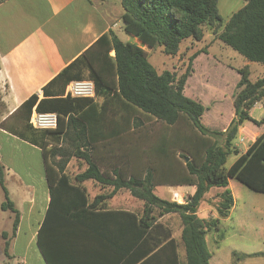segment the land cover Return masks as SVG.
I'll return each mask as SVG.
<instances>
[{
  "label": "trees",
  "instance_id": "1",
  "mask_svg": "<svg viewBox=\"0 0 264 264\" xmlns=\"http://www.w3.org/2000/svg\"><path fill=\"white\" fill-rule=\"evenodd\" d=\"M217 1L121 0L123 31L135 37L141 46L122 40L109 30L50 81L59 84L53 93L55 96L45 94L36 104L37 111L57 114V127L39 131L36 136L42 139L40 143L32 139L42 150L51 197L48 214L57 206L55 196L61 194L68 197L62 204L68 217L65 222L75 228L76 219L72 220V217L86 209L102 208L97 202L109 198L120 188L129 190L132 196L143 201L139 215L109 211L112 217L108 226V248L112 255H108V264H178L175 241L158 221V217L170 212L177 213L181 220L185 264H209L211 253L205 235L216 226L219 218L206 219L197 214L205 194L211 188L220 189L212 207L222 218L228 216L234 203L229 178L264 193V131L243 153L239 154L234 145L240 125L246 121L256 125L264 122V116L255 120L249 113L264 97V76L251 80L247 65L237 68L239 79L233 94L234 116L223 130L212 129L202 121L206 106L183 92L191 73V61L198 53L189 57L185 72L177 75L169 70L159 73L142 48L143 45L148 48L160 46L163 53L175 55L184 39L199 41L206 27L220 26L216 37L221 42L246 60L264 65V0H243L244 4L226 20L218 11ZM84 78L94 82L95 94L102 97L100 104L93 98L62 96L69 81ZM42 89L45 92V87ZM36 101V94H32L22 106L30 109ZM107 113L108 150L111 152L108 172L100 169L103 162L93 155L97 141L104 139L105 134H91L93 126L89 123L90 119L104 118ZM130 118L135 120V131L126 134ZM142 119L146 125L142 124ZM155 122L160 127L154 132ZM71 128H77L76 134H71ZM47 137L55 142L50 147ZM59 140L63 143L57 146ZM230 154L237 157L226 166ZM72 156L82 159L86 168L70 179L64 169ZM89 178L112 188L108 194L97 195L94 201L87 203L86 190L80 182ZM163 184L193 185L195 189L180 203L154 193V186ZM0 186L4 195L0 208L13 213V237L20 212L8 195L1 162ZM115 214L123 217H115ZM46 223L47 217L38 229L36 243L46 263L51 264L42 240ZM124 235L129 237L131 249L121 261V237L123 241ZM2 236L6 238L7 232ZM9 247L10 242L6 240L4 253L8 256ZM170 250L174 263L170 262Z\"/></svg>",
  "mask_w": 264,
  "mask_h": 264
},
{
  "label": "crops",
  "instance_id": "2",
  "mask_svg": "<svg viewBox=\"0 0 264 264\" xmlns=\"http://www.w3.org/2000/svg\"><path fill=\"white\" fill-rule=\"evenodd\" d=\"M121 0H0V138L4 137L15 143L29 147L38 155L39 166L36 171L35 179L24 181L13 167L3 163L1 156L0 162L4 168V184L11 195L9 184L12 190L17 192L19 198L20 188L30 189L31 194L24 197L20 202L25 205L23 210L14 202L20 212V219L11 239L10 247L13 248L20 235L23 227L27 231L28 240L26 241V250L20 256V264H47L44 256L37 246L38 229L47 217V223L42 232V240L47 256L51 260V264H108V255H112L108 248V232L109 219L112 217L109 211H128L139 215L143 209V201L130 194L129 190L120 188L109 198L100 199L97 203L102 206L100 209H86L71 219H76L77 227H69L65 222L68 218L63 211L62 204L67 202L68 197L64 195L55 196V208L48 214V206L50 204V193L48 181L45 174L42 150L38 143L42 139L36 135L39 131L45 129L33 128L28 120L30 114L36 109L37 102L44 97L45 94L53 97L55 89L59 87L57 82L50 81L76 57L81 55L88 49L102 34L113 30L120 37L123 33L121 14L123 12ZM218 2V1H217ZM231 4L230 1L224 0L223 7ZM244 1L241 0L242 6ZM218 5V3H217ZM231 14V13H230ZM227 15L225 20L230 16ZM131 42L141 46L140 42L130 35ZM148 52L153 48L142 46ZM110 54H113L111 51ZM256 63V64H255ZM244 65L249 67V76L252 72L251 66L259 70L254 75L255 80L264 76V65L257 62L246 60ZM87 79V78H84ZM45 87V92L43 91ZM66 87V85H65ZM65 87L62 96H65ZM36 94L37 101L29 109L23 107L22 104L32 95ZM98 104L101 103L102 97L95 95L93 98ZM84 108V107H83ZM82 110V109H81ZM94 114V110H91ZM209 112V108L203 115ZM250 116L259 120L264 116V97L256 102L249 111ZM76 116L77 113H71ZM95 115V114H94ZM234 111L231 112L229 119L221 127L223 130L233 118ZM67 120V116H65ZM219 119L208 117L207 127L213 128L210 124H214ZM203 121V120H202ZM130 128L126 131L132 133L134 130L133 123L135 120L130 118ZM142 124L146 125L142 119ZM89 123L93 126L91 134L101 136L105 134V138L97 141V147L93 151L99 160L100 169L108 172V113L104 118L94 117ZM244 123H250L246 121ZM243 123V124H244ZM252 123V122H251ZM142 125V126H143ZM98 126V127H97ZM213 126V125H212ZM255 128L247 130L245 137H250L248 144L240 150V146L236 143L239 154L243 153L248 145L264 131V122L260 125L254 124ZM242 127L239 126L238 133L241 134ZM71 134L77 132V128H71ZM243 136L241 135L240 138ZM32 139L36 140L35 143ZM50 143L48 147L54 144V140L49 137L45 138ZM244 139V138H243ZM57 146L63 141L59 140ZM69 144H66L68 147ZM237 157V155H235ZM235 157V158H236ZM234 158V159H235ZM234 161V160H233ZM232 161V162H233ZM231 162V163H232ZM86 168V163L75 156H72L65 165L64 172L73 179L74 175L82 172ZM236 179L229 178L228 186L232 193V186ZM80 185L86 190L87 203L94 201L97 195L108 194L111 186L102 185L94 179H84ZM162 187L168 197L165 199L172 200L171 194L177 192L181 195H191L194 191L193 185H155L153 188L156 194V188ZM109 188V190H108ZM103 189L108 191L103 192ZM220 191L217 188H211L205 194L204 199L200 203L197 214L202 218H219L216 226L206 232L205 238L208 249L211 253L209 264H235L233 262L234 254H245L251 258L254 253L261 252V258H264V248L260 247L257 251H249L243 249L241 245H226V241L234 238L237 232L230 227H226L225 221L230 219L236 209V203L233 198V205L228 216L218 217L212 202L217 200L216 194ZM15 193V192H14ZM233 196V193H232ZM160 197V196H159ZM163 198V197H161ZM173 201V200H172ZM180 202L181 201H176ZM234 211V212H233ZM74 214V212H72ZM72 214V216H73ZM49 215V216H48ZM177 216L179 219L175 229L167 223L168 217ZM115 217L123 216L115 214ZM165 228L170 232V237L174 239L176 244V259L178 264H185V249L181 239V220L177 213H165L158 217ZM6 231H2L3 233ZM234 236V237H233ZM212 244L209 245V242ZM120 260H124L129 253V237H121ZM31 245H34L29 253ZM237 252V253H235ZM170 262L174 263L172 251L169 252ZM13 256V255H12ZM247 258V259H248ZM239 264V263H238Z\"/></svg>",
  "mask_w": 264,
  "mask_h": 264
},
{
  "label": "rangeland",
  "instance_id": "3",
  "mask_svg": "<svg viewBox=\"0 0 264 264\" xmlns=\"http://www.w3.org/2000/svg\"><path fill=\"white\" fill-rule=\"evenodd\" d=\"M223 2L224 0H218L217 6L221 17L225 20L227 15L240 7L241 0H231V4L225 7H223ZM220 29V26L214 28L206 27L203 37L199 41H194L191 38L184 39L180 44L179 51L175 55L163 53L160 46H156L148 52V60L159 73L163 70H169L177 75H181L185 72L189 64V57L193 53H198L191 61V73L186 79L183 92L209 108L210 113L208 114L207 112L204 119L202 116L204 123L207 122L208 117L220 118L219 121L210 124V126L213 127L212 129L217 130H221V127L224 126V123H226L233 111V94L235 92V85L239 79L237 68L242 67L246 61V58L216 37V32ZM120 37L124 40H130V37L125 32L121 33ZM257 64L260 65V63ZM251 70L252 72L249 79H254V75H256L259 70L253 66H251ZM240 126L242 127L241 129H243L242 133L236 135L234 143H237L240 146V150H243L250 138L247 137V135L245 137L244 134H247L245 132L255 128V126L254 123L251 122L244 123ZM159 127V123L155 122L152 130L155 132ZM241 135L244 138L243 141H240ZM235 146L237 147V145ZM0 156L3 163L13 167L24 181H28V179L32 180V178L35 179L36 171L39 166V159L38 155L29 149V147L1 137ZM235 157L234 154H230L227 157L226 166H228ZM12 189L11 184H9V190L12 192L11 195H9L10 199L15 201L20 209L23 210L25 205H21L22 203L20 201L23 200L24 197H28V195L31 194V190L25 189L24 187L20 188L18 192L22 195L21 198H19L15 196L17 192ZM108 190L103 189L102 191L106 192ZM165 192V190H162V187L156 188L157 196L163 198L168 197ZM232 193L237 209L234 215L225 221V225L226 227L233 228L237 234L235 237L233 236L234 238L228 239L226 245H241L243 249L249 251H257L260 247L264 248V193L253 191L238 180H235L233 183ZM3 200L4 195L0 186V204ZM12 219L13 213L10 210H2L0 208V264H20V256L26 250V241L28 237L27 231L24 229L25 227H23L20 235L17 237L15 246L13 248H8L9 256L4 253V244L6 240L11 243L12 239ZM165 221L169 223L173 229H175L179 223L177 216L168 217ZM2 231L7 232V239L2 236ZM208 242L209 245H211L210 248H212L211 242ZM29 247L30 253L34 245ZM261 255V252H256L251 258H248L246 255L234 254L233 262L235 264H264V258H261Z\"/></svg>",
  "mask_w": 264,
  "mask_h": 264
},
{
  "label": "built area",
  "instance_id": "4",
  "mask_svg": "<svg viewBox=\"0 0 264 264\" xmlns=\"http://www.w3.org/2000/svg\"><path fill=\"white\" fill-rule=\"evenodd\" d=\"M65 95L71 97L94 98L95 85L91 79H74L69 81L65 87ZM29 124L36 129H54L57 127V114L53 111H37L34 110L28 120ZM243 141V137L240 138ZM188 198L187 195L178 193L172 194L173 201L184 202Z\"/></svg>",
  "mask_w": 264,
  "mask_h": 264
}]
</instances>
